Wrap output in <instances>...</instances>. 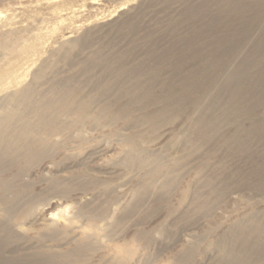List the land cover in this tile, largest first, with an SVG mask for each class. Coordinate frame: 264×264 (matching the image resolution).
Wrapping results in <instances>:
<instances>
[{"label":"rangeland","instance_id":"obj_1","mask_svg":"<svg viewBox=\"0 0 264 264\" xmlns=\"http://www.w3.org/2000/svg\"><path fill=\"white\" fill-rule=\"evenodd\" d=\"M136 70L190 77L198 104L147 121L180 88L166 84L121 119ZM201 115L225 118L218 141ZM253 124L264 0H0V264H234L229 244L264 228L261 177L241 179L264 133L228 143Z\"/></svg>","mask_w":264,"mask_h":264},{"label":"bare ground","instance_id":"obj_2","mask_svg":"<svg viewBox=\"0 0 264 264\" xmlns=\"http://www.w3.org/2000/svg\"><path fill=\"white\" fill-rule=\"evenodd\" d=\"M180 66H181L180 64H177L173 67L174 70H176L175 72L183 71L184 68ZM114 69H116V72L119 75L126 77L128 76V72L132 71L134 67L128 70L126 63H118L114 66ZM143 72H144L143 70H139V71L136 70L134 73V77L131 78L129 83L127 81L129 78L124 80V81H127V84L129 85V87L124 88L123 92L125 95L129 97V100H128V103L125 105L124 114L122 116H119L121 119L130 120L131 115H132L131 110H134L133 107L137 103L138 104L141 103L140 101H143L144 98L153 97L154 95H156L155 93L157 92V90L162 89L166 84H172V86H175V84L179 82L180 88L177 89L178 91L176 92H175V89L172 88L170 92H168L167 95L165 96L163 105L159 106L158 110H155L154 112H150L148 115H146L145 118H147V121L156 122L162 116L166 115L172 106H174L175 109L176 108L180 109L182 107L184 100L188 99L190 103L198 104L199 98H197V96L195 95L197 94L198 91L192 88V82H191L190 77L188 79L183 78V80H182V77H180L178 82L174 83L173 74L168 79H164L159 76L160 72L158 70H154L148 75L149 79L147 81L146 80L141 81L138 78V76L142 75ZM174 74L177 75L178 73H174ZM234 74L235 72L230 70L228 74L229 80L225 82V85L226 84L230 85L233 83V80L236 79V77L233 76ZM184 75L185 74H183L182 76ZM200 88H203V86ZM224 101L225 100H220L221 103H224ZM229 103L232 104V106H235V104H233L230 101V99H229ZM209 106L213 108L215 106H219V104L215 100V101H212ZM82 107L85 110L89 109V105L87 104H83ZM117 115L118 114L113 115L112 118L119 120L117 119L118 117L116 118ZM198 119L199 121L201 120V126L198 127L197 129L198 134L201 131L203 132V133H200L201 136L203 137L206 136V138L210 139V141H211V138L216 137L215 142L218 141L220 138V136L218 135V131L222 129V127L226 126V124L224 125L225 118L212 117V116L209 118L208 116L201 115ZM234 122L235 121H233V123ZM239 131L245 132L246 134H248L247 135L248 137H244L240 133H236L232 137L231 141L228 142L229 145H231L233 149H236L238 151L249 150L257 143V140H260L258 139V137L264 133V126L253 124L252 126H250L249 129L239 130ZM260 141L264 142V139ZM262 144L264 145V143ZM214 151H217V149H213L210 152V154L213 153ZM0 163H1V157H0ZM253 175L261 177V180H258L260 184L259 188L260 187L264 188V165L263 166L256 165V169L250 170L246 176L245 174H242L241 179L249 180L250 183H253ZM6 220L7 222L9 221V219H6ZM7 222L5 221L1 228L3 231H5V234L8 238L10 237L13 238L16 235L13 232L9 231L8 229L9 225ZM234 241L235 242L231 243L232 245L229 244L230 247L228 248L229 251L236 252L237 251L236 245L239 247L240 255L237 254V257H236L237 259H236V262H234V264H257L262 259H264V228L263 227L259 228V230H257L256 232L245 233L239 236V238L235 239ZM85 250H86L85 248H80L76 250V253L79 254L78 255L79 257H81L84 255ZM248 254L255 256V258L250 259L247 256ZM49 256L50 254H46V257H49ZM40 259L43 260L42 257L38 258V260ZM85 259L88 260V258H85ZM88 263L89 262H86V264Z\"/></svg>","mask_w":264,"mask_h":264}]
</instances>
